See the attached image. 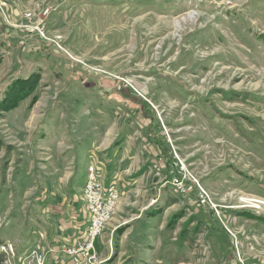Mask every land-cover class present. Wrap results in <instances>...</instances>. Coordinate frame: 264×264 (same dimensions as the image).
Wrapping results in <instances>:
<instances>
[{"label": "rangeland", "instance_id": "374dc122", "mask_svg": "<svg viewBox=\"0 0 264 264\" xmlns=\"http://www.w3.org/2000/svg\"><path fill=\"white\" fill-rule=\"evenodd\" d=\"M0 4L7 264L16 260L6 240L32 227L23 226L22 194L33 182L26 168L50 171L57 161L45 160L47 146L69 142L83 173L96 163L94 146L114 137L121 141L111 161L96 164L125 186L96 238L98 264H242L252 256L264 264V0ZM122 148L128 155L116 161ZM175 175L208 202L178 194ZM145 206L150 224L140 223Z\"/></svg>", "mask_w": 264, "mask_h": 264}, {"label": "crops", "instance_id": "0c3cea01", "mask_svg": "<svg viewBox=\"0 0 264 264\" xmlns=\"http://www.w3.org/2000/svg\"><path fill=\"white\" fill-rule=\"evenodd\" d=\"M120 131L121 127L118 131L119 137ZM117 135L118 133L116 136ZM117 139L119 140V138ZM115 141L116 139L114 137L113 140L108 142L105 146L102 145V147H98V144H96L93 150L89 152V157L94 159L96 163L101 162V159H104L106 163L110 162L111 157L115 154V149L110 151ZM75 146V144L69 142L54 143L47 146L46 152H48V156L45 160L51 161L52 158H55V161H57V165L53 166L50 171L47 170L44 165H33L26 168L25 174L28 179H32L33 182L22 194V198H25L22 205V210L24 212L23 226L24 228L27 227L25 225L29 222L32 227L29 233L27 230L24 234L21 229H15L11 233L10 240H6L9 242L10 254L12 257L14 256L16 260L15 264L35 263L31 251L37 253L41 252L45 255L43 264H65L67 257L59 251V246L63 243L75 244L80 242L84 237L86 211L81 192L86 169L82 173L81 169L76 165L79 156L70 152V150L75 149ZM120 146L121 143L118 144L117 147ZM122 146L124 147V145ZM119 153H121L119 157H114L116 161H121L123 156L125 157L128 155L124 148H122V151H119ZM129 158H132V156ZM41 163H44V161ZM115 174L114 172L110 173V171H107V173H105V180L114 181L119 191L121 190V192L123 191L122 193H124L122 187L125 186V183L122 180V182L118 184L116 177H118L119 180L120 176ZM122 197H120V199H122ZM25 202H27V204H25ZM145 207L146 208L143 207L145 210H141L140 213L146 214L145 216L147 217H144L145 219L141 220L140 223L147 224L149 223L147 214L151 213V210L147 209V206ZM169 207L170 205L166 208ZM238 211L239 210H236L234 213L235 216L239 215ZM237 231H240L241 234H246L242 229H237L236 233ZM221 232L224 237L228 236L224 230ZM246 235L248 239L252 238L256 241V234L254 231ZM241 246H243V242ZM250 248H252V245ZM255 259L256 258L252 256L250 259L251 262L246 263L262 264L261 258L257 259V261ZM230 260L227 261L229 264H240L234 259L232 263Z\"/></svg>", "mask_w": 264, "mask_h": 264}, {"label": "built area", "instance_id": "2783aa9c", "mask_svg": "<svg viewBox=\"0 0 264 264\" xmlns=\"http://www.w3.org/2000/svg\"><path fill=\"white\" fill-rule=\"evenodd\" d=\"M1 7L0 4V9ZM85 168L81 192L86 211L84 237L75 244L63 243L59 246V251L67 257L65 264H98L100 262L97 253H95L96 238L103 232L106 223L111 219L113 209L120 198L116 183L112 180H105L104 170L99 164L90 162ZM169 180L178 194L189 195L195 192V202L198 204L208 202V193L199 186L197 188L194 181H188L181 175L172 176ZM155 200L154 197L151 201ZM2 249L4 250L5 246H2ZM31 255L36 264H42L45 260V255L41 252L31 251Z\"/></svg>", "mask_w": 264, "mask_h": 264}, {"label": "trees", "instance_id": "16d2710c", "mask_svg": "<svg viewBox=\"0 0 264 264\" xmlns=\"http://www.w3.org/2000/svg\"><path fill=\"white\" fill-rule=\"evenodd\" d=\"M28 80H30V78L28 79H24V82H27ZM24 93H21V95H23ZM21 95H19V97H21ZM11 106H14V104L11 103ZM121 141V139L117 140L116 142ZM115 142V143H116ZM160 148V152L162 153L163 157H166L167 160V156L169 157V153L166 149V146L161 145L159 146ZM170 161V160H169ZM4 178H1V181H3ZM2 246H5V241L0 237V264H7V255L5 254L4 250L2 249Z\"/></svg>", "mask_w": 264, "mask_h": 264}]
</instances>
